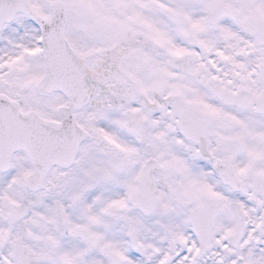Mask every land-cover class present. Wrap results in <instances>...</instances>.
I'll return each mask as SVG.
<instances>
[{"label": "snow or ice", "instance_id": "1", "mask_svg": "<svg viewBox=\"0 0 264 264\" xmlns=\"http://www.w3.org/2000/svg\"><path fill=\"white\" fill-rule=\"evenodd\" d=\"M0 264H264V0H0Z\"/></svg>", "mask_w": 264, "mask_h": 264}]
</instances>
